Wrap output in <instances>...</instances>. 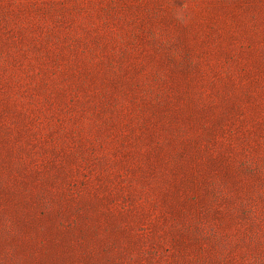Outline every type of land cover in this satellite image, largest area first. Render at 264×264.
I'll list each match as a JSON object with an SVG mask.
<instances>
[{
	"label": "rangeland",
	"instance_id": "rangeland-1",
	"mask_svg": "<svg viewBox=\"0 0 264 264\" xmlns=\"http://www.w3.org/2000/svg\"><path fill=\"white\" fill-rule=\"evenodd\" d=\"M0 264H264V0H0Z\"/></svg>",
	"mask_w": 264,
	"mask_h": 264
}]
</instances>
